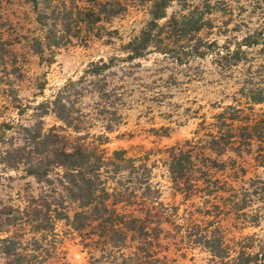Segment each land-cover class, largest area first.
Listing matches in <instances>:
<instances>
[{"label":"rangeland","instance_id":"rangeland-1","mask_svg":"<svg viewBox=\"0 0 264 264\" xmlns=\"http://www.w3.org/2000/svg\"><path fill=\"white\" fill-rule=\"evenodd\" d=\"M253 95L264 98V0H0V264H239V252L264 264ZM220 112L241 120L221 125ZM69 144L99 157L105 209L78 206L52 164L46 150ZM169 152L188 156L176 191Z\"/></svg>","mask_w":264,"mask_h":264},{"label":"trees","instance_id":"trees-1","mask_svg":"<svg viewBox=\"0 0 264 264\" xmlns=\"http://www.w3.org/2000/svg\"><path fill=\"white\" fill-rule=\"evenodd\" d=\"M155 6V5H154ZM153 6V10L150 11V15L152 19H157L160 18L161 16H163V6L160 7H155ZM132 55H139L138 52H133ZM251 101L254 103H260L264 101V98H262L261 96H251ZM58 102V99L52 100V106L53 109H55V105ZM40 107H42V105H39ZM224 112H220L216 115L217 119H221L220 124L223 125L225 123V120L228 119L230 120V123L233 124L234 122L239 123L240 122V118L238 117V115H229L227 118L225 116H223ZM55 115L57 116L58 119H60L61 121H63L66 124L65 118L63 116H60L58 113ZM252 122V123H251ZM257 122V121H256ZM256 122L254 123V119L247 122L244 125H240L241 128H248V129H252ZM74 129V128H73ZM252 135H249L248 137L251 139ZM38 138L40 141H36L35 143L41 146L42 149H44V145L46 143V138L47 135L46 134H38ZM37 138V139H38ZM222 139V138H221ZM250 139H248V143H250ZM220 143L219 140H217L216 138H214V136H212L211 140L209 141V146L210 148H216L217 144ZM37 149V148H36ZM174 149V148H172ZM46 152L50 153L52 155V159L51 162L53 165L55 166H59L64 172L63 175H69V180H67V182L70 184V186H75L77 187L78 191V195H77V199H79L78 201V206H82L84 204H89L90 202H98L100 201V205L102 206L103 209H105L107 206H109V204H107L104 199L105 196H108V193L105 191L104 187H100L98 190L101 192L102 196H96L95 194H93L94 191V187H93V183L91 182V180L96 179L97 177V173L98 172H94V170L92 169V165H90V160L93 158V160H97L99 157H96L95 153L92 155L91 153H89L85 148H81V146L79 145H71L69 144V147L63 146L60 148H56L53 150H46ZM113 155H117V152H113ZM188 158V156L186 155H179L177 153H171L169 152V154H166V157L164 159V165L166 167V171L169 174V176L171 177V180L173 181V187L174 190L176 191V183H177V176L179 173V170L181 168V163L183 162V160H186ZM119 160L121 158H118ZM123 159V158H122ZM129 160V159H127ZM113 161H115V158H113ZM108 163H112L110 159H108ZM115 169H118L119 166L118 164H112ZM96 171V170H95ZM85 172L90 173L89 175L91 176H86L87 178H85V176L83 177V174ZM28 174H32L33 176L36 177V179H38L37 175V171L34 169H29L27 170ZM96 173V174H95ZM85 175V174H84ZM62 177V176H61ZM73 178H76L79 180H81V183L83 182L86 186V192L83 193L82 188L80 186L79 183H75L73 182ZM71 182V183H70ZM65 183V182H64ZM68 187V186H67ZM70 192V191H69ZM91 195V197H90ZM83 197V198H82ZM110 205H112L110 203ZM79 213V212H78ZM78 213H74L73 217L76 218L78 216ZM61 214H56L55 217L60 216ZM62 218H65L67 220L66 216H61ZM69 225L75 229L76 227L74 226L73 222H69ZM218 247V241L215 240L213 243L209 244V251L212 253H216ZM263 254L260 255V259H262ZM258 254L254 253V254H246L243 252H239L237 254V260L239 262V264H248V262H245V260L251 258L252 260L257 259Z\"/></svg>","mask_w":264,"mask_h":264},{"label":"crops","instance_id":"crops-1","mask_svg":"<svg viewBox=\"0 0 264 264\" xmlns=\"http://www.w3.org/2000/svg\"><path fill=\"white\" fill-rule=\"evenodd\" d=\"M50 216H51L52 219L54 218L52 213H51ZM67 218H68V217H67ZM58 220H61V221H62V220H65V221H66L65 223H66L67 225H69V221H68V219L66 220L65 218L60 217V219H58ZM69 226H70V225H69Z\"/></svg>","mask_w":264,"mask_h":264}]
</instances>
